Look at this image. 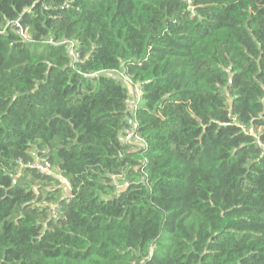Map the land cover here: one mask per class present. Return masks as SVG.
I'll use <instances>...</instances> for the list:
<instances>
[{
	"label": "trees",
	"instance_id": "trees-1",
	"mask_svg": "<svg viewBox=\"0 0 264 264\" xmlns=\"http://www.w3.org/2000/svg\"><path fill=\"white\" fill-rule=\"evenodd\" d=\"M230 117L264 146V0H0V264H264ZM43 152L69 195L23 168Z\"/></svg>",
	"mask_w": 264,
	"mask_h": 264
},
{
	"label": "built area",
	"instance_id": "built-area-1",
	"mask_svg": "<svg viewBox=\"0 0 264 264\" xmlns=\"http://www.w3.org/2000/svg\"><path fill=\"white\" fill-rule=\"evenodd\" d=\"M18 26V24H16ZM16 26V27H17ZM21 35L25 39H28V35L24 33L22 30H20ZM62 43H67L71 47L70 55L74 60L77 59V55L74 51L75 44L72 42H62ZM115 79L120 80L121 84L125 86L128 89L129 97H130V102L127 105V115L129 117L128 122L126 124L125 129L121 132L120 135V141L123 144H127L130 146H133L137 149L142 148L144 145L143 139L137 132V127L138 124L136 122V117L135 113L137 108L139 107L141 101V88L134 84L129 78L120 75L119 77H116ZM230 116V115H229ZM231 121L234 122L238 127H240L241 131L244 132L245 134L251 135L257 146L261 149L262 152H264V146L260 142V136L256 134L252 129L245 128L242 125H238L236 123V119L233 117H230ZM23 168L35 171L36 173L44 176H51V177H56L60 178L58 175L54 173V170L48 161L45 152H43L41 155H34L33 159L27 163ZM63 180V179H62ZM65 181V180H63ZM66 183V182H65ZM67 184V183H66ZM68 186V184H67ZM120 188H123V186H119ZM69 188V187H68ZM64 196H67L66 194H63Z\"/></svg>",
	"mask_w": 264,
	"mask_h": 264
},
{
	"label": "rangeland",
	"instance_id": "rangeland-1",
	"mask_svg": "<svg viewBox=\"0 0 264 264\" xmlns=\"http://www.w3.org/2000/svg\"><path fill=\"white\" fill-rule=\"evenodd\" d=\"M59 179L60 183H61V188H62V191H63V194H70V189L68 188L67 184L65 183V181H63L62 179L60 178H57ZM30 180V179H29Z\"/></svg>",
	"mask_w": 264,
	"mask_h": 264
}]
</instances>
